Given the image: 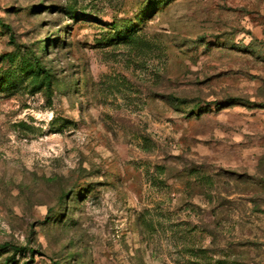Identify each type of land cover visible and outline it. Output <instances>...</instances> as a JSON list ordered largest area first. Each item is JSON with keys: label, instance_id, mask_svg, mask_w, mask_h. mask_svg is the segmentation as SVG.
I'll return each mask as SVG.
<instances>
[{"label": "rangeland", "instance_id": "1", "mask_svg": "<svg viewBox=\"0 0 264 264\" xmlns=\"http://www.w3.org/2000/svg\"><path fill=\"white\" fill-rule=\"evenodd\" d=\"M0 264H264V0H0Z\"/></svg>", "mask_w": 264, "mask_h": 264}, {"label": "trees", "instance_id": "2", "mask_svg": "<svg viewBox=\"0 0 264 264\" xmlns=\"http://www.w3.org/2000/svg\"><path fill=\"white\" fill-rule=\"evenodd\" d=\"M123 34H121L120 36H122ZM123 37H124V35H123ZM125 39H127V38H125ZM46 76H47V78H49V76H48V74H46Z\"/></svg>", "mask_w": 264, "mask_h": 264}]
</instances>
